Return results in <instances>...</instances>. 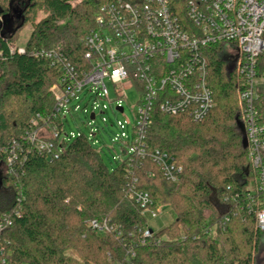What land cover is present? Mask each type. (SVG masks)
Returning a JSON list of instances; mask_svg holds the SVG:
<instances>
[{"label":"trees","instance_id":"1","mask_svg":"<svg viewBox=\"0 0 264 264\" xmlns=\"http://www.w3.org/2000/svg\"><path fill=\"white\" fill-rule=\"evenodd\" d=\"M75 1L0 0V264H255L264 235L245 207L255 174L242 146L238 87L216 49L209 55L215 107L207 118L156 114L146 135L148 155L164 152L182 167L177 183L148 156L132 160L133 177L129 158L110 169L83 137L51 161L32 148L15 150L7 168L13 141L36 115L53 110L59 70L33 53L54 51L83 66L84 38L109 0ZM39 12L45 17L37 21ZM27 25L24 52H12ZM256 106L264 119V92ZM133 190L146 192L155 210L169 207L175 220L145 238L147 221L129 197ZM92 221L112 231L97 233Z\"/></svg>","mask_w":264,"mask_h":264},{"label":"built area","instance_id":"2","mask_svg":"<svg viewBox=\"0 0 264 264\" xmlns=\"http://www.w3.org/2000/svg\"><path fill=\"white\" fill-rule=\"evenodd\" d=\"M84 47V63L79 68L54 51L33 53L52 60L59 70L51 88L53 110L49 115H36L19 140L13 141L7 168L12 170L17 159L15 150L21 154L24 147L32 148L51 161L67 144L83 137L99 152L118 147L120 154L112 156L111 162L129 158L127 176L133 177V159L148 156L166 180L177 183L182 167L164 152L148 155L146 135L156 114H186L196 123L207 118L215 107L209 55L216 49L238 87L247 157L256 183L246 195L245 207L264 235V119L256 106L264 92V71L259 70V58L264 55V0H185L182 7L178 0H109L85 36ZM10 50L15 49L10 46ZM126 88L137 96L130 107L134 123L116 121L119 133L110 140L111 147L100 145L96 133L101 129H90L87 135L65 133L71 113L81 111L88 126L97 116L106 126L108 110L123 114L121 99L126 98ZM129 197L142 209L146 221L148 216L157 217L158 210L152 208L146 192L133 190ZM4 222L11 224L7 218ZM89 227L97 233L112 231L106 222L92 221ZM153 234L147 224L144 237Z\"/></svg>","mask_w":264,"mask_h":264},{"label":"rangeland","instance_id":"3","mask_svg":"<svg viewBox=\"0 0 264 264\" xmlns=\"http://www.w3.org/2000/svg\"><path fill=\"white\" fill-rule=\"evenodd\" d=\"M77 0L75 1V3ZM45 17V14L43 12H39L37 15V21L43 19ZM2 21H0L1 23ZM4 23V21H3ZM32 32V27L30 25H27L19 34L17 39L11 44L12 49H24L25 44L27 43L29 36ZM109 87L110 92L112 93V88L109 84H107ZM126 98L121 99L122 105L125 109L123 114H116L113 113L111 110H108L104 117L106 118V126L103 125L101 122V119L99 116H97L96 121L94 123H91L89 126L87 124V118H85V115L79 111L78 113H71V115H67V123L65 124V133H83L84 135H87L90 131V129L94 130H100L99 133H96L97 139L100 141V145L111 147L112 144L110 140L119 133L117 127H116V121H124L127 120L130 124L134 123V111L130 109L131 106L136 104L137 96L133 89L126 88ZM100 154L103 158L104 163L106 166L110 169H112L115 166V163L111 162V157L114 155H119L120 152L118 151V147H116V151L103 149L100 151ZM175 220V214L169 207H163L157 211V217L152 218L148 216L147 218V224L149 226V229L156 232L160 229L168 226L170 223H172ZM254 261L255 264H264V240H262L258 251L254 255Z\"/></svg>","mask_w":264,"mask_h":264},{"label":"water","instance_id":"4","mask_svg":"<svg viewBox=\"0 0 264 264\" xmlns=\"http://www.w3.org/2000/svg\"><path fill=\"white\" fill-rule=\"evenodd\" d=\"M239 128L241 129L242 133H243V137H242V146L244 149H246L247 147V142H246V137H245V134H244V127L242 125V123L239 124Z\"/></svg>","mask_w":264,"mask_h":264}]
</instances>
